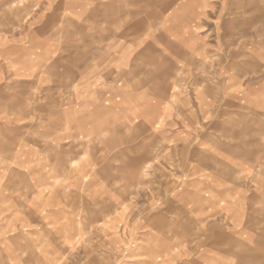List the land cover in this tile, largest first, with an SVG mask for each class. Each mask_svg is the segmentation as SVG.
Returning a JSON list of instances; mask_svg holds the SVG:
<instances>
[{"label": "crops", "instance_id": "crops-1", "mask_svg": "<svg viewBox=\"0 0 264 264\" xmlns=\"http://www.w3.org/2000/svg\"><path fill=\"white\" fill-rule=\"evenodd\" d=\"M260 1L0 0L6 17L0 19V108L21 107L0 122L4 264H234L228 256L206 258L204 250H225L215 243L203 249L197 245L191 250L195 256L186 258L180 233L170 234L166 226L121 227V219H164L167 214L129 209L130 188L136 186L133 170L142 159L131 140L121 147L105 141L116 135L128 138L137 124L147 129L139 137L148 136L152 112L159 126L156 136L163 140L195 137L183 126L174 128L185 106L187 116L213 120L215 127L224 117V139L255 141L212 152L225 155L223 184L210 168L195 166L190 177L196 187L189 193L199 220L206 203L263 208L264 49L259 31L249 34L243 28L248 15L243 12H256L250 15L256 23L263 19ZM217 27H223L222 34L217 35ZM217 57L223 59L220 66ZM201 73L215 76L221 91L207 86L198 92V101L175 104L177 120L172 118L169 76ZM122 77L123 85L134 83L139 86L133 89L145 91L155 88L154 80L163 96L144 94L140 104L121 100L116 79ZM64 92H70L67 99L57 96ZM40 94L47 98L29 102ZM179 95L171 93L178 100ZM25 106L35 109L22 110ZM219 133L198 131L197 137ZM143 151L138 154L151 156L154 149ZM195 172L203 173L197 178ZM204 189L208 195H202ZM227 218L238 222L241 216L233 211ZM237 225L233 231L242 246L258 251V229ZM87 241L95 246L96 257L87 256ZM254 258L264 264V258L253 256L240 261Z\"/></svg>", "mask_w": 264, "mask_h": 264}, {"label": "rangeland", "instance_id": "rangeland-1", "mask_svg": "<svg viewBox=\"0 0 264 264\" xmlns=\"http://www.w3.org/2000/svg\"><path fill=\"white\" fill-rule=\"evenodd\" d=\"M264 3V0L260 1ZM8 12V11H5ZM10 13V12H9ZM13 13V12H12ZM11 13V14H12ZM244 14H248L243 16L246 20V24L243 27L247 29L249 34L251 32L259 31L260 38L263 42H260L259 45L263 46L264 49V10H263V19H259L258 23H256V18L251 19L250 15L256 14V12H243ZM9 14V16H11ZM28 13L23 15V18H27ZM6 18L3 15V12L0 11V19ZM263 21V22H262ZM258 24V26H256ZM1 29V27H0ZM9 30L16 29V28H8ZM18 30L23 28L17 27ZM217 35L223 33V27H217ZM1 31V30H0ZM15 31V30H14ZM11 32V31H10ZM248 47H251L255 44H247ZM223 62V59H216V65L220 66ZM158 76H151V78H155ZM10 78V77H9ZM149 78V77H148ZM215 76L208 75L206 73L201 74H194V75H181L177 74L175 76H169V85H168V102L169 105L172 106V109L168 111L169 115H172L177 120L175 111L176 105L179 104L180 106L183 104V101H192L197 98L198 92L205 91L207 86H210L214 89L215 86L218 84H214L213 81ZM216 80V79H215ZM217 81V80H216ZM116 82H120L121 90L120 95L121 100L125 98L135 99L136 104L142 103L140 100L143 98V95H147L153 99H156L160 95H162L160 91L159 83H155L154 80L151 81L152 87H155L153 90H135L134 87L139 85L126 84L123 77L116 79ZM139 81L137 80L136 83ZM218 82V81H217ZM175 94L178 92V98L176 99L171 97V93L173 90ZM132 89V90H131ZM220 86L217 87L216 92L219 93ZM70 92H64L63 95H57L59 98L67 99L68 94ZM108 93V90L104 91V95ZM72 97V96H71ZM171 97V98H170ZM47 97H42V94L36 96L35 98L32 97L31 100L39 99L40 101H44ZM43 99V100H42ZM61 99V100H62ZM197 100V99H196ZM198 101V100H197ZM41 106V110H42ZM21 107L11 106L8 107L3 106L0 108V122L5 121L6 116L10 115L9 118L14 117L16 114L15 112L19 111ZM30 107H23L22 110H31ZM35 109V108H32ZM40 109V108H36ZM187 109L189 107L185 106V108L181 110V114L178 118V125L174 128H179L183 126L190 131V135L194 134L195 137H179L177 140H163L159 136H156V130L154 127L158 126V123L155 119V115L153 112L151 113L152 119L151 121V128L149 129V135L146 137H139L142 135V132L147 131L143 127L144 124H137L136 130L133 129L131 133L125 136L116 135L114 136L115 139L106 138V143L112 145V142H118L120 147L127 146L128 141L131 140L132 142L136 143L137 146V159H143L145 157L149 158L146 164L144 161L142 163L137 160L135 164V169L129 168V172L133 170L135 173V187L130 188V193L133 196L131 197V201L129 203L130 210H148L152 212H164L167 214V217L164 219H144V218H137V219H121L120 226L123 228L128 227L131 223L136 224L137 227H144V226H152V227H167L168 232L171 234L173 233H180L181 237V244L185 247L187 253H189L186 258H193L195 256L196 251L194 250L197 245L205 246L211 243H215L218 245H223L222 248L225 250H204L207 252L205 253L206 258H219L228 256L233 261L234 264H259L261 260H252L251 262H243L241 263V259L250 258L251 256L257 258H264V204L263 208L257 209V204L254 203H245V204H224L222 201L221 204H213V203H206L204 215H201L200 218L202 222H200L197 213L199 210L194 206L192 202L191 195L189 190H191L192 182H191V174H193V169L199 167L210 168L211 173L214 174V178L217 183L223 184L224 182V157L225 155L219 154L214 155L212 152L216 150H223L224 145H237V146H247L251 142H254V138H249L243 136L242 138H233L232 140L224 139L223 137V130L225 128L224 120L225 118L222 117L221 121L218 123V126H214L213 120H201V118H194L189 117L186 114ZM194 113H196V107H193ZM123 113L126 111V107H121ZM184 110L185 115L182 114ZM193 112V111H192ZM37 117H42L43 114H36ZM37 118H35L36 120ZM3 123V122H1ZM149 124V123H148ZM159 127V126H158ZM124 130H127L125 127H121ZM235 127L232 128V131ZM220 129V133L216 138H209V137H197L198 131L205 132L208 131L218 130ZM129 130V129H128ZM135 131V132H134ZM133 133H136L135 136ZM263 133H264V124H263ZM261 141V140H260ZM262 143L264 145V136ZM153 146V154L150 156L148 155H139L138 153H143L144 148ZM167 149V150H165ZM165 151V153H164ZM263 163H264V156ZM127 174V169L125 171ZM199 173V172H195ZM203 173V172H201ZM197 174L196 177H200V174ZM207 174V172H205ZM182 179L185 182L182 184ZM121 180H127L126 177L121 178ZM239 181V180H237ZM221 187H223L221 185ZM122 189V188H121ZM128 193L129 188H123ZM203 193L202 195H208L206 192L207 189L201 190ZM210 192L213 191L210 190ZM177 200V198H181ZM201 197V196H199ZM209 198V196H208ZM127 209V207H125ZM233 211H237L241 218L238 222H232L228 220L227 215H230ZM241 225L245 226H253L254 228L258 229V240L261 242L262 247H258V251H252L249 247L242 246L240 243V238L234 235V226L240 227ZM94 230L91 229V234ZM95 236V234H92ZM170 236V235H169ZM96 238V236H95ZM260 244V246H261ZM252 244H249L251 247ZM203 249V247H202ZM85 250L87 251L88 257H96L95 253V246L90 244L89 241L85 243ZM191 251V252H189ZM201 253V254H202ZM5 252L0 250V264L7 263L4 259Z\"/></svg>", "mask_w": 264, "mask_h": 264}]
</instances>
